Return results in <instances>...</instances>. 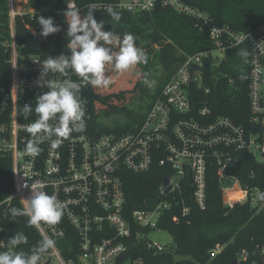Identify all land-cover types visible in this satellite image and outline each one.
I'll use <instances>...</instances> for the list:
<instances>
[{"label":"built area","instance_id":"2783aa9c","mask_svg":"<svg viewBox=\"0 0 264 264\" xmlns=\"http://www.w3.org/2000/svg\"><path fill=\"white\" fill-rule=\"evenodd\" d=\"M10 1V42L5 48L9 52L10 74L8 87L0 88V155L11 159L13 191L0 201V251L6 250L4 221L8 208L13 202L23 208L30 189L22 185L35 182H41L43 190L63 204V216L57 224L41 222L39 227L34 226L41 239L50 237L55 241L54 247L42 254L39 264H142L140 257L133 254L138 245L154 255L172 252L173 248L149 240L148 234L163 232L160 220L165 213L183 206L182 188L189 186L193 202L204 210L205 175L211 161L217 166L219 184L222 180L234 181L232 187L220 186L225 207L258 206L260 190L242 187L226 174V169L239 152L264 164V23L247 32L219 25L209 11L190 2L199 0H116L111 5L114 10L133 14L170 10L191 19L200 32L206 33L212 48L183 54V63L164 85L141 125L123 134L92 130L88 123L91 101L84 96L90 84L71 69L67 76L51 73L49 79H71L80 84L85 126L74 128L56 147L48 139L38 141L41 151L33 156L24 149L32 138L26 126L36 119L32 118L36 114H25L23 108L28 105L34 110L35 98L48 91L36 83L41 70L37 61L44 58L22 54L16 42L15 19L25 14L32 17L33 11L14 10ZM66 7L77 9L73 2L66 3ZM95 7L102 8L101 4ZM243 44L250 53L249 128L227 116L213 115L211 89L205 83L208 73L215 81L226 77L218 72L226 52ZM204 62L207 67H203ZM193 66L198 69L193 70ZM226 79L229 86L235 87L232 79ZM154 166L165 173L154 205L135 209L126 217V175L147 174ZM164 178L168 179L167 186ZM182 212L188 213V208L182 207ZM221 250L216 246L210 257ZM246 256L242 252L240 259Z\"/></svg>","mask_w":264,"mask_h":264},{"label":"trees","instance_id":"16d2710c","mask_svg":"<svg viewBox=\"0 0 264 264\" xmlns=\"http://www.w3.org/2000/svg\"><path fill=\"white\" fill-rule=\"evenodd\" d=\"M115 1L27 0L33 11L32 17L30 14L16 16L15 32L16 42L22 47L25 57L70 55L64 13L69 10L66 3L73 2L81 16L94 6L93 15L97 22H104V31H111L121 38L125 33H131L135 37L136 46L147 55V63L138 64L136 68L139 73L146 74L151 85H145V75H139L133 87L128 90H121L119 84H111L107 88L89 85L84 90V96L91 101L92 109L88 118V123L93 128L91 129L123 134L138 129L164 85L183 63V54L192 55L211 49L212 44L206 33L200 32L191 19L170 10L134 14L114 10L111 5ZM190 2L209 11L217 24L228 25L237 31L247 32L264 23V0ZM96 4H101L102 8L97 9ZM109 9L120 14L118 22L111 18ZM39 16L51 17L60 31L41 37L40 26L36 23ZM9 42V0H0V88H7L9 84V52L5 49ZM105 46L118 50L114 45ZM241 49L248 51L246 44L227 51L225 61L218 68L219 73L234 81L235 87L228 85L226 77L215 81L210 73L205 83L211 89L209 104L213 115L227 116L236 124L249 128V61L248 57L240 56ZM262 129L264 130V125ZM235 158L236 161L227 166L226 174L238 180L242 187L259 189L261 194L258 206L237 204L232 209L225 207L217 166L211 161L205 175L204 210L195 205L188 186L180 190L183 206L173 207L160 220V227L173 239L172 252L154 255L138 245L133 250L134 257H140L142 264H264V164L258 163L246 152L237 153ZM164 174L163 170L154 166L147 174L126 175V217L131 216L135 209L152 206ZM12 191L11 159L0 155V201ZM11 207L22 208L18 202H13L9 208ZM182 207H187L188 213H183ZM8 210L4 221L6 240L17 232L24 233L28 237V243L18 246L15 251L30 253L32 246L41 238L34 226L27 223L28 217L13 219ZM216 246H221L222 250L211 258L209 253ZM242 252L247 253L245 259H240Z\"/></svg>","mask_w":264,"mask_h":264},{"label":"clouds","instance_id":"9594fccd","mask_svg":"<svg viewBox=\"0 0 264 264\" xmlns=\"http://www.w3.org/2000/svg\"><path fill=\"white\" fill-rule=\"evenodd\" d=\"M94 10L92 6L83 16L79 9L67 10L64 17L70 55L48 56L37 61L41 69L36 81L37 86L46 87L48 91L35 98L34 110L28 105L23 108L25 114L34 111L37 117L26 126V131L32 137L24 149L27 154L35 156L40 153L38 141L48 139L51 146L56 147L61 143V138H66L74 128L85 126V111L79 96L80 84L71 79H49L51 73L67 76V70L71 69L91 86L107 88L112 80L105 75L106 65H111L118 72H124L138 64L147 63V55L136 46L135 37L131 33H125L121 38L111 31H104V22H97L93 15ZM109 14L114 21L121 19L116 11L109 9ZM36 23L40 26L41 37H48L60 31L51 17L39 16ZM101 41H104V44H101ZM105 45H114L118 50ZM239 54L242 58L250 55L246 49H241ZM138 75H145L144 84L151 85L152 82L147 79L146 74ZM22 187L30 189V196L23 199V208H9L8 213L13 219L26 216L27 223L36 227H39L41 222L54 225L61 220L63 204L55 195L44 191L41 182L24 184ZM26 243L28 237L22 232L10 237L6 244L3 243L6 250L0 251V264H39L42 254L55 245L52 238L45 237L32 246L30 253L15 251L18 246Z\"/></svg>","mask_w":264,"mask_h":264},{"label":"rangeland","instance_id":"374dc122","mask_svg":"<svg viewBox=\"0 0 264 264\" xmlns=\"http://www.w3.org/2000/svg\"><path fill=\"white\" fill-rule=\"evenodd\" d=\"M10 2L14 10L29 13L28 11L30 10V8L27 4V0H11ZM34 48H37V47H34ZM214 55L218 56V54H214ZM138 73L139 71H138V68H136V66H133L124 72H118L111 65H106V68H105V75L111 78L112 80L111 84H119V87L121 90L131 89L135 81L139 77ZM233 185H234V181L226 182L222 180L220 182V186L222 188H229V187H232ZM153 205H154V202L152 203V206ZM152 206H150V208H152ZM148 239L166 248L174 247L173 239L168 232L163 231L161 233H157L155 231H152L148 234Z\"/></svg>","mask_w":264,"mask_h":264},{"label":"water","instance_id":"95a60500","mask_svg":"<svg viewBox=\"0 0 264 264\" xmlns=\"http://www.w3.org/2000/svg\"><path fill=\"white\" fill-rule=\"evenodd\" d=\"M203 67H207V63L206 62L203 63ZM197 69H198L197 67L193 66V70H197ZM163 184H164V186H167L168 185V179L164 178L163 179ZM168 190H169V188H168Z\"/></svg>","mask_w":264,"mask_h":264},{"label":"crops","instance_id":"0c3cea01","mask_svg":"<svg viewBox=\"0 0 264 264\" xmlns=\"http://www.w3.org/2000/svg\"><path fill=\"white\" fill-rule=\"evenodd\" d=\"M31 10V9H30Z\"/></svg>","mask_w":264,"mask_h":264}]
</instances>
